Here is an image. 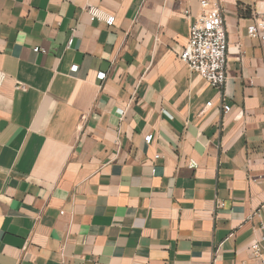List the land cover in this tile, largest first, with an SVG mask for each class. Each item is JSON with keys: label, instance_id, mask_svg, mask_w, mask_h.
<instances>
[{"label": "crops", "instance_id": "crops-1", "mask_svg": "<svg viewBox=\"0 0 264 264\" xmlns=\"http://www.w3.org/2000/svg\"><path fill=\"white\" fill-rule=\"evenodd\" d=\"M218 1L223 93L180 59L200 0H0V264L254 263L264 2Z\"/></svg>", "mask_w": 264, "mask_h": 264}, {"label": "built area", "instance_id": "built-area-1", "mask_svg": "<svg viewBox=\"0 0 264 264\" xmlns=\"http://www.w3.org/2000/svg\"><path fill=\"white\" fill-rule=\"evenodd\" d=\"M264 2V0H263ZM201 13L194 16L191 9H186L184 15L188 20L193 19L190 25L189 39L185 48L180 54V59L188 65L191 71L200 74L213 87L219 89L220 93L227 81V48L228 33L225 16L218 0H200ZM92 15H98L96 10H91ZM108 25H113L115 17L106 15L104 18ZM248 33L253 38H258L264 47V16H258L255 22L248 26ZM39 47L35 51H39ZM73 70L77 65L72 66ZM100 79L106 78L105 72L98 73ZM2 73L0 72V82ZM224 94L221 96L219 107L225 112L231 110V105L224 101ZM212 105V101L208 102ZM147 141L152 140V135L146 136ZM160 154L156 155L159 158ZM218 207L224 205L218 202ZM64 211L61 212L63 214ZM251 253L254 258L253 264H264V247L260 240L255 239L251 243Z\"/></svg>", "mask_w": 264, "mask_h": 264}]
</instances>
